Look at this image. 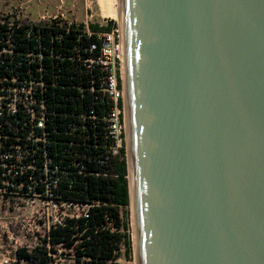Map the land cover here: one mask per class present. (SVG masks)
Instances as JSON below:
<instances>
[{
    "label": "water",
    "instance_id": "1",
    "mask_svg": "<svg viewBox=\"0 0 264 264\" xmlns=\"http://www.w3.org/2000/svg\"><path fill=\"white\" fill-rule=\"evenodd\" d=\"M119 32L135 264H264V0H120Z\"/></svg>",
    "mask_w": 264,
    "mask_h": 264
},
{
    "label": "trees",
    "instance_id": "2",
    "mask_svg": "<svg viewBox=\"0 0 264 264\" xmlns=\"http://www.w3.org/2000/svg\"><path fill=\"white\" fill-rule=\"evenodd\" d=\"M15 17L6 18L13 25L15 52L31 50L38 41L48 57L43 61V78L49 85L48 158L58 166L53 175L58 178L52 190L54 200L84 206L85 212L68 215L51 227L40 245L29 252L19 249L17 257L24 264H54V256L67 249L73 252L72 264H118L121 249L125 247L127 253L128 245L127 225L120 213L129 206L126 151L123 148L116 156L109 152L103 130L107 104L90 90V74L82 62L90 55L87 47L95 38L87 37L83 24L67 20L26 24ZM113 26L110 21L89 24V29L97 33ZM91 75L96 78L97 72ZM83 115L84 120L79 119Z\"/></svg>",
    "mask_w": 264,
    "mask_h": 264
},
{
    "label": "built area",
    "instance_id": "3",
    "mask_svg": "<svg viewBox=\"0 0 264 264\" xmlns=\"http://www.w3.org/2000/svg\"><path fill=\"white\" fill-rule=\"evenodd\" d=\"M60 2L63 4V0ZM8 16H0V215L8 217L9 223L20 220L22 230L30 224L24 235H32L37 223L42 227L41 241L52 226L63 223L68 215L85 212L84 206L54 200L52 190L58 178L53 175L58 172V166L52 165L48 158L49 85L43 78V61L47 56L38 41L31 50L15 52L17 46L10 33L13 25L7 23ZM15 16L16 21L22 20ZM46 18L36 23L64 20L57 16ZM31 23L34 22L26 24ZM84 26L87 37L94 36L95 40L88 44L90 55L82 62L90 74V90L106 101L104 139L111 155L116 156L123 148L126 151L120 32L118 27H112L92 33L89 24ZM28 30L26 36L30 35ZM13 68L19 71L13 72ZM94 71L96 78L91 75ZM80 118L84 120V115ZM18 250L15 249L13 259L6 258L3 263L24 262L18 259Z\"/></svg>",
    "mask_w": 264,
    "mask_h": 264
},
{
    "label": "rangeland",
    "instance_id": "4",
    "mask_svg": "<svg viewBox=\"0 0 264 264\" xmlns=\"http://www.w3.org/2000/svg\"><path fill=\"white\" fill-rule=\"evenodd\" d=\"M6 14H14L22 20L34 23L42 21V17H45L46 20V17L52 16L83 25H106L112 21L115 24L113 27L119 28L118 20L103 17L97 0H63V4L60 0H0V16ZM51 213V219L54 220V215ZM120 213L127 225L124 238L128 245L126 247L127 253H125V247L121 249L117 262L118 264H135L130 204L127 208L121 209ZM29 229L30 224H28L27 229L22 230L20 220L9 223L8 217L0 215V264H4L3 261L6 258L13 259L15 249L22 248L29 252L41 244L40 238L43 235L39 234L42 233V227L36 223V229L32 235H24V231L27 232ZM8 252L11 253L7 254ZM59 253L58 256H54V264L73 263L72 251L61 249Z\"/></svg>",
    "mask_w": 264,
    "mask_h": 264
},
{
    "label": "bare ground",
    "instance_id": "5",
    "mask_svg": "<svg viewBox=\"0 0 264 264\" xmlns=\"http://www.w3.org/2000/svg\"><path fill=\"white\" fill-rule=\"evenodd\" d=\"M97 2L104 18H112L120 22V0H97Z\"/></svg>",
    "mask_w": 264,
    "mask_h": 264
}]
</instances>
